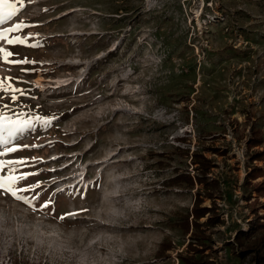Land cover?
<instances>
[{"label": "rangeland", "instance_id": "374dc122", "mask_svg": "<svg viewBox=\"0 0 264 264\" xmlns=\"http://www.w3.org/2000/svg\"><path fill=\"white\" fill-rule=\"evenodd\" d=\"M20 21L10 36L27 43L0 47L31 63L0 57V79L25 94L0 92V113L50 123L0 157L28 158L17 174L38 175L19 186L40 183L19 193L31 205L0 191V264H252L230 244L254 220L249 166L264 171L249 159L264 151V0H25L0 27ZM195 153L220 186L204 241L190 236L194 202L212 206L203 185L167 186L199 174Z\"/></svg>", "mask_w": 264, "mask_h": 264}, {"label": "trees", "instance_id": "16d2710c", "mask_svg": "<svg viewBox=\"0 0 264 264\" xmlns=\"http://www.w3.org/2000/svg\"><path fill=\"white\" fill-rule=\"evenodd\" d=\"M183 141V140H181ZM251 146H257L258 141L251 140L249 142ZM180 154L185 155L183 151H179ZM251 162L253 161H263L264 162V151L256 152L253 151L249 155ZM194 165H197L196 171L198 175L191 178L187 174H179L174 178L170 179L167 183V186L170 187H180L183 189H193L195 182L201 184L204 187L205 192H196V196H206L211 199L212 206L207 208H201L197 206L196 201L193 206V220L192 223V232L191 237L195 240H207V237L200 231L201 227L214 226L215 224L220 223L219 215L216 213L215 201L219 199L220 195V186L216 179H208L209 170L212 167L210 160L204 158L201 154H194L193 162ZM263 177L261 181L254 182L258 178ZM244 186L248 191H246V208H248L251 213L254 215V220L248 222L247 231L238 230L233 238V243L230 244L231 250L234 251L235 255L241 259L245 260L247 257L250 258L252 264H264V215H258L257 210H264V202L260 201L261 198H264V171L262 168L257 166H249V171L245 176ZM252 193L254 197H252ZM196 197V198H197ZM253 199L252 201H250ZM198 201V200H197ZM206 214H209V217L203 224H200L198 220L203 218ZM216 214V215H215ZM183 223H185V230L188 233L190 230V224L188 219L185 218ZM204 248L203 245H199ZM206 246V245H204ZM172 248V243L163 242L160 247V253L163 254L169 251ZM189 248L192 251H197L192 245H189ZM183 264H200L199 262L186 259L181 257Z\"/></svg>", "mask_w": 264, "mask_h": 264}, {"label": "snow or ice", "instance_id": "6c2138e0", "mask_svg": "<svg viewBox=\"0 0 264 264\" xmlns=\"http://www.w3.org/2000/svg\"><path fill=\"white\" fill-rule=\"evenodd\" d=\"M31 2V0H29ZM25 7V0H0V25L11 21L16 17ZM28 27L23 21L13 24L11 27H0V41H6L9 45L27 43L25 37L20 35H11L12 33L21 32L24 28ZM36 46V45H31ZM13 55L4 47H0V57L6 63L13 64H27L31 63L28 60H9V57ZM12 78L7 77L0 79V92L9 94L12 102L17 101L18 95H24L25 90L20 88H14L11 83H8ZM2 98V97H0ZM4 108H8V104L3 105ZM23 115V114H21ZM34 121H40L44 125H48L50 120L43 119L41 117H35L27 120H12L7 115L0 113V146H3V151H0V157L7 156L9 153H16L21 148L39 147L38 145H19L14 143L17 136L21 134L26 128L34 127ZM33 164L39 163V159L31 158ZM28 166V158L18 159H0V191L11 194L16 200L23 201L26 204L31 205V201L19 193L34 191L40 187V183L28 185L27 187H20L22 181H26L29 176H36L38 172H19V169ZM50 202V201H49ZM47 207V204L44 205ZM72 215V214H70Z\"/></svg>", "mask_w": 264, "mask_h": 264}]
</instances>
